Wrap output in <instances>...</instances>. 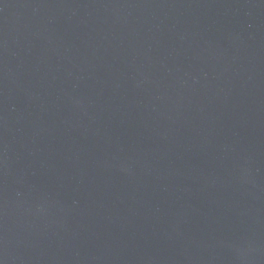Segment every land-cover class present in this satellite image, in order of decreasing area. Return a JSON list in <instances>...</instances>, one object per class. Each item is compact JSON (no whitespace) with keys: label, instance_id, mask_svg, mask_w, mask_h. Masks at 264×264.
Listing matches in <instances>:
<instances>
[{"label":"water","instance_id":"water-1","mask_svg":"<svg viewBox=\"0 0 264 264\" xmlns=\"http://www.w3.org/2000/svg\"><path fill=\"white\" fill-rule=\"evenodd\" d=\"M0 264H264V0H0Z\"/></svg>","mask_w":264,"mask_h":264}]
</instances>
